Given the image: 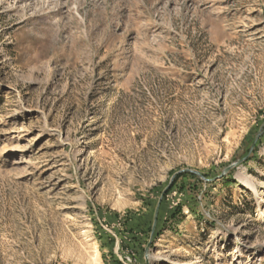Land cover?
<instances>
[{
  "label": "rangeland",
  "instance_id": "374dc122",
  "mask_svg": "<svg viewBox=\"0 0 264 264\" xmlns=\"http://www.w3.org/2000/svg\"><path fill=\"white\" fill-rule=\"evenodd\" d=\"M0 264H264V0H0Z\"/></svg>",
  "mask_w": 264,
  "mask_h": 264
},
{
  "label": "water",
  "instance_id": "95a60500",
  "mask_svg": "<svg viewBox=\"0 0 264 264\" xmlns=\"http://www.w3.org/2000/svg\"><path fill=\"white\" fill-rule=\"evenodd\" d=\"M243 159H244V158H243ZM243 159H239V160L235 161V162L232 163L230 166H228L225 170H228V169H230L231 167H233L234 165H236L237 163H240ZM186 171L196 173V174L200 175L201 177H203L202 174H201L199 171L191 170V169H187ZM222 175H223V174H222Z\"/></svg>",
  "mask_w": 264,
  "mask_h": 264
},
{
  "label": "bare ground",
  "instance_id": "6f19581e",
  "mask_svg": "<svg viewBox=\"0 0 264 264\" xmlns=\"http://www.w3.org/2000/svg\"><path fill=\"white\" fill-rule=\"evenodd\" d=\"M244 179V182H246L248 185H250L252 188L255 189V185L252 183V181L248 178H243Z\"/></svg>",
  "mask_w": 264,
  "mask_h": 264
},
{
  "label": "trees",
  "instance_id": "16d2710c",
  "mask_svg": "<svg viewBox=\"0 0 264 264\" xmlns=\"http://www.w3.org/2000/svg\"><path fill=\"white\" fill-rule=\"evenodd\" d=\"M192 176H195L196 177V175H194V174H192ZM178 212H180V209H178Z\"/></svg>",
  "mask_w": 264,
  "mask_h": 264
}]
</instances>
